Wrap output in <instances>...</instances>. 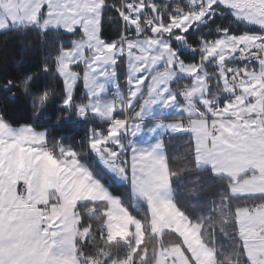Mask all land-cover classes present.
<instances>
[{
    "label": "snow or ice",
    "instance_id": "6c2138e0",
    "mask_svg": "<svg viewBox=\"0 0 264 264\" xmlns=\"http://www.w3.org/2000/svg\"><path fill=\"white\" fill-rule=\"evenodd\" d=\"M8 32L69 42L38 72L0 78V264H264V0H0ZM80 64L87 91L77 103ZM49 76L62 80L64 119L106 122L87 137L95 159L49 147L40 121L54 90L39 83ZM184 77L190 85L174 90ZM108 84L112 99L101 95ZM9 99L30 105L24 123ZM145 129L146 146L127 139ZM184 137L177 169L169 144ZM183 175L219 183L209 215L180 204ZM216 224L232 242L227 259Z\"/></svg>",
    "mask_w": 264,
    "mask_h": 264
},
{
    "label": "trees",
    "instance_id": "16d2710c",
    "mask_svg": "<svg viewBox=\"0 0 264 264\" xmlns=\"http://www.w3.org/2000/svg\"><path fill=\"white\" fill-rule=\"evenodd\" d=\"M220 22L227 23L226 21ZM110 27L113 32L116 30L115 25ZM239 30L246 29L240 26ZM205 35H208V33H205ZM215 35V32H213L208 38L211 39ZM68 42L69 37L62 32L50 33L46 41L34 32H29L26 35H19L14 32L0 33V78L5 75L19 76L25 70L38 72L39 66L44 63L45 59L49 58V63H51L50 58L56 55L58 46L61 43L67 45ZM186 57L190 58L191 56L188 54ZM118 64L119 74L121 79H123L125 72L122 64ZM208 68L209 71H212L211 65H208ZM39 83L41 86L48 85L54 90V101L48 108L47 118L40 121V130L47 131L48 141L51 146L62 143L75 150L77 148L78 150L82 149V147L87 145V137L92 128L102 129L106 126V122L101 121L99 118L87 123L81 122L80 124L67 121L64 119V114L60 111V101L55 98L59 96L63 89L62 80L49 76L46 78L42 77ZM75 96L77 103L84 102L86 99L82 95L81 88H77ZM2 103H4V96L0 93V104ZM8 106L9 114L21 123H24L31 115L30 105H27L24 101H11L9 99ZM186 139V137L174 139L169 144V154L174 158V167L177 169H182L184 163L183 156ZM93 159L95 157L92 155ZM116 191L123 192L124 189L118 187ZM218 193L219 183L210 177H201L199 181L192 183L191 176L183 175L178 184L177 198L180 204L193 214L207 216L209 213L206 209L211 207V203L214 199H217ZM233 203L242 204L244 201H233ZM249 203H252V201H249ZM214 230L217 232L216 245L220 253V259H227L232 253V242L227 236L220 234L218 224H216Z\"/></svg>",
    "mask_w": 264,
    "mask_h": 264
},
{
    "label": "rangeland",
    "instance_id": "374dc122",
    "mask_svg": "<svg viewBox=\"0 0 264 264\" xmlns=\"http://www.w3.org/2000/svg\"><path fill=\"white\" fill-rule=\"evenodd\" d=\"M161 6H163V5H166V4H162V3H159ZM233 30L234 31H236V33L237 34H239L240 32L239 31H242V30H239V28H237L235 25H234V27H233ZM190 55L191 56V54L190 53H188L187 52V50H185V55ZM120 64H122V68H123V71L125 72L124 73V77H123V79H121V77H120V74H119V69H118V65H117V77H116V81L120 84V86H121V91H122V88H123V90L124 91H126L125 90V88H124V84L126 83V86H127V82H126V78H127V68H126V63H120ZM78 66H80V67H76V66H73V67H75L74 68V70H76V71H78V72H80L81 73V79L77 82V84H76V88H75V94H76V90H77V88H81V91L84 89V91H85V93H86V89L84 88V86H83V79H82V75H83V71H84V65L83 64H80V65H78ZM184 78H187V77H184ZM182 79V78H181ZM189 79V78H188ZM178 81V80H177ZM176 81V82H177ZM174 83V82H173ZM128 87V86H127ZM113 90H115V86L113 85V84H108L107 85V92H105V93H102L101 95H102V98H104V99H112L113 98V96H111L110 95V93L113 91ZM82 99V98H81ZM81 99H79V100H81ZM78 100V101H79ZM152 123H154V122H152ZM148 126H151V124H149ZM150 135L151 134H149L148 132H147V129H145V131L144 132H142L141 134H139L138 136H136V137H131V136H129V140H132L134 143H136L137 144V146H146V144L148 143V142H151L150 141ZM86 144L87 145H85L84 147H82V149H79L78 150V148H77V151H79V152H83V153H85V159H87V160H92V155L94 156V154H92L89 150H88V141L86 142ZM54 145H56V144H54ZM130 152L128 153V155H129V158H130ZM249 203V202H248ZM169 239H171V237L169 238Z\"/></svg>",
    "mask_w": 264,
    "mask_h": 264
},
{
    "label": "crops",
    "instance_id": "0c3cea01",
    "mask_svg": "<svg viewBox=\"0 0 264 264\" xmlns=\"http://www.w3.org/2000/svg\"><path fill=\"white\" fill-rule=\"evenodd\" d=\"M125 84H124V87H126ZM185 85H190V79H188V78H182V79H179L177 82L174 81V83L172 84V87H173L174 90H180ZM124 92H125V94L127 93V88H126V91H124ZM82 95H83L84 98H86V93H85L84 89L82 90ZM84 102H86V99L84 100ZM127 139H129V136H128ZM47 140H48V136H47ZM48 144H49V141H48ZM49 147H52V146L49 144ZM130 156H131V154H130Z\"/></svg>",
    "mask_w": 264,
    "mask_h": 264
},
{
    "label": "built area",
    "instance_id": "2783aa9c",
    "mask_svg": "<svg viewBox=\"0 0 264 264\" xmlns=\"http://www.w3.org/2000/svg\"><path fill=\"white\" fill-rule=\"evenodd\" d=\"M158 3H162V4H171L172 6H176V5H180V6H184L185 5V3H186V0H158ZM125 88V90H126V87H124ZM122 92L123 93H125L124 92V90H123V88H122ZM110 95L111 96H115V90H113L111 93H110ZM138 110V109H137ZM81 123V122H80ZM79 123V124H80ZM105 128H106V126L105 127H103L102 129H100V130H105Z\"/></svg>",
    "mask_w": 264,
    "mask_h": 264
}]
</instances>
